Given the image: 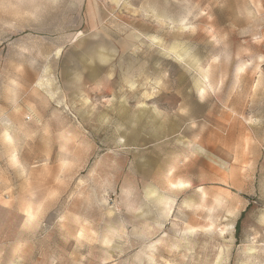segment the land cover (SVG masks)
<instances>
[{
	"label": "rangeland",
	"instance_id": "obj_1",
	"mask_svg": "<svg viewBox=\"0 0 264 264\" xmlns=\"http://www.w3.org/2000/svg\"><path fill=\"white\" fill-rule=\"evenodd\" d=\"M0 264H264V0H0Z\"/></svg>",
	"mask_w": 264,
	"mask_h": 264
},
{
	"label": "bare ground",
	"instance_id": "obj_2",
	"mask_svg": "<svg viewBox=\"0 0 264 264\" xmlns=\"http://www.w3.org/2000/svg\"><path fill=\"white\" fill-rule=\"evenodd\" d=\"M7 137H8V139H11V137H10V136H7ZM28 214H29V215H33V212H32V210H29V211H28Z\"/></svg>",
	"mask_w": 264,
	"mask_h": 264
}]
</instances>
